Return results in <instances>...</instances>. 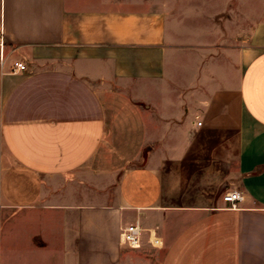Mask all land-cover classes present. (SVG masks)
<instances>
[{"label":"crops","instance_id":"1","mask_svg":"<svg viewBox=\"0 0 264 264\" xmlns=\"http://www.w3.org/2000/svg\"><path fill=\"white\" fill-rule=\"evenodd\" d=\"M163 1L0 0V264H264V18L226 50Z\"/></svg>","mask_w":264,"mask_h":264},{"label":"rangeland","instance_id":"2","mask_svg":"<svg viewBox=\"0 0 264 264\" xmlns=\"http://www.w3.org/2000/svg\"><path fill=\"white\" fill-rule=\"evenodd\" d=\"M157 1L161 4L163 0ZM163 2H167L169 10L174 9V13L182 15V17H184V13H187V17L193 19V21H195L194 19L206 17L208 31H212L213 36L217 35L219 37L226 50L239 47L246 38L251 26L264 18V0H164ZM212 40L215 41V37ZM219 141L220 139L216 137H208L207 139L209 164L210 160L213 159L210 151ZM224 141H229L231 147H233L231 159L224 161L223 164L224 173L227 174L231 167L228 161H234L235 142L234 138H224ZM210 183L207 186L208 193L214 190V186ZM219 187H216V189H220L219 193L221 195L230 191L227 190L226 183H220ZM180 203L187 204L189 202L182 201Z\"/></svg>","mask_w":264,"mask_h":264},{"label":"built area","instance_id":"3","mask_svg":"<svg viewBox=\"0 0 264 264\" xmlns=\"http://www.w3.org/2000/svg\"><path fill=\"white\" fill-rule=\"evenodd\" d=\"M0 48L3 49V39L0 37ZM26 71V65L23 62H16L13 65L11 70L12 73H21ZM203 122L199 119L198 116L195 117V126L201 127ZM223 201L229 204V207L234 209L237 207V204L243 199L241 193L237 190L227 191L223 197ZM143 229L139 223L129 224L125 227H122L120 230V243L131 249H139L142 242V233ZM148 242L154 248H159L161 246L160 238L155 234L154 231H149Z\"/></svg>","mask_w":264,"mask_h":264}]
</instances>
